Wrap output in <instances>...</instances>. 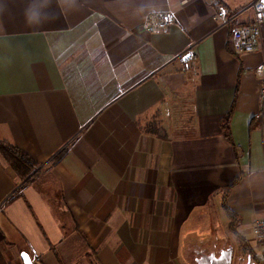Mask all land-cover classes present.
Returning <instances> with one entry per match:
<instances>
[{
	"label": "crops",
	"instance_id": "obj_1",
	"mask_svg": "<svg viewBox=\"0 0 264 264\" xmlns=\"http://www.w3.org/2000/svg\"><path fill=\"white\" fill-rule=\"evenodd\" d=\"M253 1L0 0V140L52 169L23 189L0 154V264H196L229 230L224 201L264 219V25L238 53L217 19Z\"/></svg>",
	"mask_w": 264,
	"mask_h": 264
},
{
	"label": "built area",
	"instance_id": "obj_2",
	"mask_svg": "<svg viewBox=\"0 0 264 264\" xmlns=\"http://www.w3.org/2000/svg\"><path fill=\"white\" fill-rule=\"evenodd\" d=\"M248 11H254L255 21L252 24L245 25L241 28H235L234 24L237 19ZM217 19L222 23V27H232V39L238 53H247L256 51L260 45L262 26L264 25V0H254L247 8L239 12H232L222 5H218ZM177 21L176 15L171 12L162 14H151L148 16L145 29L150 34L167 33L170 27ZM198 57L194 47L188 48L183 53L175 57L172 61H179L186 68L195 64ZM261 79L262 94L264 95V63L260 64L256 70ZM119 93H123L121 89ZM43 166L42 168H44ZM40 168V170L42 169ZM254 234L257 242L264 248V219L258 221L254 226ZM260 264H264V251L260 257Z\"/></svg>",
	"mask_w": 264,
	"mask_h": 264
},
{
	"label": "trees",
	"instance_id": "obj_3",
	"mask_svg": "<svg viewBox=\"0 0 264 264\" xmlns=\"http://www.w3.org/2000/svg\"><path fill=\"white\" fill-rule=\"evenodd\" d=\"M233 111L234 108H232L227 117L221 122L223 134L225 138L230 142H232L230 122L232 119ZM0 154L9 165V169L12 174L19 178L21 182L25 183L23 189L27 186L35 184L38 180L43 181V178L50 175L52 171L51 168H42L40 170V168L42 167L41 164L36 163L27 153L13 146L12 144L3 142L1 140ZM239 180L240 178H238L232 186L227 188L228 193L239 183ZM223 208L229 219V230L233 234V236L238 239L239 242V253L241 254L240 264H242L245 258L248 259L249 256H252L254 264H260V258L255 256L254 253L250 251L247 241L245 239L242 240L239 237L238 228L241 222L240 220H238L237 216L227 208L226 201L223 202Z\"/></svg>",
	"mask_w": 264,
	"mask_h": 264
},
{
	"label": "rangeland",
	"instance_id": "obj_4",
	"mask_svg": "<svg viewBox=\"0 0 264 264\" xmlns=\"http://www.w3.org/2000/svg\"><path fill=\"white\" fill-rule=\"evenodd\" d=\"M225 215V213H224ZM222 215V216H224ZM225 229V233H224V236L221 237V239L223 240V242H220L218 245H219V251L223 248V247H226L228 248L229 246L230 247H233L234 248V261H233V264H240V258H241V254L239 253V242H238V239L236 237H234L227 228H224ZM238 234H239V237L242 239V240H246L248 245H249V248H250V251L252 253H254L255 256L257 257H261L263 251H264V248L262 245H260L257 240H256V236L254 234V228L253 227H243L242 226V223L240 224L239 228H238ZM193 262L195 263V261L193 260ZM247 263V258L244 259V264ZM243 264V263H242Z\"/></svg>",
	"mask_w": 264,
	"mask_h": 264
},
{
	"label": "water",
	"instance_id": "obj_5",
	"mask_svg": "<svg viewBox=\"0 0 264 264\" xmlns=\"http://www.w3.org/2000/svg\"><path fill=\"white\" fill-rule=\"evenodd\" d=\"M207 252V249H199L196 251L198 256L195 259L196 264H233V247H223L218 253L216 251ZM21 258L24 264H35L31 256L26 252L22 253Z\"/></svg>",
	"mask_w": 264,
	"mask_h": 264
},
{
	"label": "flooded vegetation",
	"instance_id": "obj_6",
	"mask_svg": "<svg viewBox=\"0 0 264 264\" xmlns=\"http://www.w3.org/2000/svg\"><path fill=\"white\" fill-rule=\"evenodd\" d=\"M206 249L208 250L207 253L212 252V251H216L217 253L220 252L218 247H217V249H213V250H212L211 248H206ZM197 250H199V249H196V250L194 249V250H193V253H194V259H196V258L198 257L197 254H196V251H197ZM242 263L244 264V261H243ZM246 264H254L253 259H252V256H249V257H248V259H247V263H246Z\"/></svg>",
	"mask_w": 264,
	"mask_h": 264
}]
</instances>
